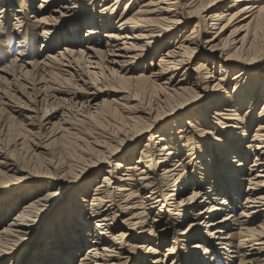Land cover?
Wrapping results in <instances>:
<instances>
[{"label":"bare ground","instance_id":"obj_1","mask_svg":"<svg viewBox=\"0 0 264 264\" xmlns=\"http://www.w3.org/2000/svg\"><path fill=\"white\" fill-rule=\"evenodd\" d=\"M3 1L0 31L7 17L4 4H10ZM123 2L126 16L115 20ZM138 3L139 10L127 18ZM108 4L41 0L30 17L33 22L27 20L25 7L12 13L19 28L33 23L42 29L48 53L0 68L3 104L26 124L11 152L0 148V204L10 202L8 192L30 182L22 178L27 171L13 153L54 163L64 143L78 145L75 159L64 162L67 174H75L71 183L65 185L64 175L58 174L45 194L25 199L6 218L0 212V264H73L85 248L80 264H165L160 248L169 243L164 256L171 264H264V103L256 112L264 102V48L257 46L264 33V0ZM15 31L14 36L21 37ZM23 38L18 56L29 55ZM201 52L206 53L204 65L210 64L214 73L209 65V70L202 64L193 67L192 58ZM135 66L143 71L126 83H135L137 92L106 100L109 90H117L111 80H125L120 74H129ZM140 95L141 102L136 99ZM153 95L144 105L145 97ZM202 103L200 123L194 113L182 116ZM167 107L166 117H158ZM111 113L119 115L120 124L102 137L81 139L79 128L85 120L99 122ZM175 117L180 119L164 129V122ZM202 123L207 128L199 133ZM212 130L218 135L212 137ZM188 132L191 143L183 141ZM144 133L150 134L149 143L136 158ZM29 137L38 140L29 141L32 147L27 145ZM105 164L109 169L97 184L99 173L91 177ZM188 191L192 193L185 197ZM167 225L174 228L165 229ZM232 226H239L238 233Z\"/></svg>","mask_w":264,"mask_h":264},{"label":"rangeland","instance_id":"obj_2","mask_svg":"<svg viewBox=\"0 0 264 264\" xmlns=\"http://www.w3.org/2000/svg\"><path fill=\"white\" fill-rule=\"evenodd\" d=\"M5 2H9L10 3L9 5H11L12 7L10 8L9 5L7 6V3L4 4ZM5 2L3 3L4 7L7 8L8 10H7V17H5V20L1 21L2 22V26L4 27V30L0 31V33H1L0 34V68L3 67V66H6V65L11 66L19 58L20 59L24 58V59H27V60L30 61V60H36V59H38V58H40L42 56H46V54L48 53V50L46 49L47 48L46 47L47 44L43 43L44 40L42 39V33H43L42 29L36 28V27H34V25L31 26L33 23H31L30 26L29 25H25L24 27H20L19 28L18 24H16V22L14 20L15 17L12 14L13 12L16 13L17 10H23L24 7H25L26 8L25 15L27 17V20H29V22H33L34 19H30V17H34L33 13L35 11V8H38V6L40 5L41 0H6ZM115 2H116V0H108L109 4L107 5V7H111ZM139 7H140V3H138L136 6L131 8L130 12L127 13L128 14L127 18L129 16L133 15V13H135L137 10H139ZM99 9H100V4H99V6L97 5V11H99ZM111 9H112L111 11H113V7ZM125 9H126L125 3L123 2L122 5L118 6L116 12L114 11L115 12V15H114L115 20H119L120 21L126 16L125 15L126 13L123 14ZM193 25H194V23L191 22V24H189V26L186 28L187 29L186 30L187 34L189 33V31L193 27ZM71 28L70 27L67 28L66 31L70 30ZM16 29L19 30V31L18 32L15 31V34L20 35L21 37H16L12 33ZM244 34H245V32H242L240 37H242ZM84 35H86V29H84L82 31L81 37L84 36ZM103 35H104V33L100 34L102 39H104L102 37ZM24 36H25V38H23V39H26V44L28 45V47H27L28 51H26V54H29V55H27V56L26 55L25 56H18V54H19L18 45L21 44V42L23 41L22 37H24ZM69 36H71V35H69ZM181 39L182 38L179 37V41H181ZM258 41H259L258 45H257L258 48L259 47L264 48V33L262 34L261 37H259ZM172 43H175L174 44V46H175L177 42H172ZM62 47H63V45H62ZM62 47L60 46V47L56 48L55 52H53V53H55V56H57V54L59 53L60 49H62ZM203 48L206 51L208 50V47L205 44L203 45ZM77 52H80V49H78ZM204 54H206V53L205 52H201V53H198L196 57L192 58V59L195 60V62L193 63V67H199L202 64L206 70H209L208 67H207L209 65V68H210L209 71H211V73L213 71V73H214V69L212 68V66L210 64L207 63L206 66L204 65V63H206L204 61V59H205V55ZM145 63H146L147 66L151 65L152 56L148 57V59L145 61ZM153 63H155V64L159 63V56H157V59L153 60ZM217 68H218V66H217ZM142 69L143 68H140V67L138 69L137 66H135V68L132 69V71L129 74H127V75H125L123 73L120 74L119 77L122 78L124 76L126 78L125 80H122V79H119V78L112 79L111 82H112V85L114 86L112 88H116L117 90H115L114 92H112V90H109L111 92V94L106 96L105 99L109 100L110 102H112V100L115 98L113 96H115V95H126L124 93H126L128 91H132V92L134 91L136 93L137 92V90L135 89L136 88V84L135 83L134 84H128V83H126V80H128L127 78H129V77L138 76L141 73V71H143ZM92 70L95 71L94 69H92ZM119 73H120V71H119ZM144 73L147 76L149 75L148 72H144ZM106 74H108V73H106ZM216 77L220 79L221 76H219V72H217ZM225 83H227V85H228V82H225ZM137 87L139 89V86H137ZM189 87H187V88H189ZM192 87L195 88V86H192ZM146 88L151 92V89H152L151 85H147ZM121 90H123V91H121ZM110 92H108V93H110ZM193 92H195V91H193ZM192 94L193 93H191V95ZM151 98H154V95L151 96V97H149V96L145 97V99L143 101L144 105L146 103V106H148ZM136 99H137V101L141 102L142 101L141 95H140V97H137ZM101 100H99V101H101ZM152 100H154V99H152ZM187 100H188V98H187ZM115 101H116V99H115ZM181 101H182V99H179V102H181ZM4 102H5L4 99L0 95V148H2L5 152L7 150L6 153H9V152H11L13 150L14 141L16 139H18L19 135H23L24 134L23 130L25 128L24 125H26V124L23 122V118H20L19 116L15 115L11 111L10 108H8L7 106H4V104H3ZM135 103H137V102H135ZM263 103L264 102L261 103V106L256 111L257 113L260 112L261 108L263 107L262 106ZM203 107H204V103L200 104V106L198 105V106L192 107L190 109L192 111L187 112V113L183 114L182 116H184V115H186L188 113H194L192 116L195 117V121H199L200 120L199 117L201 116L200 111L203 110V109H201ZM168 109H169V107L164 109L163 112L158 117H160V118L164 117L165 118L167 113H168V111H169ZM111 111H112V109H111ZM112 114L113 113H111V115H106V119L102 120V121L99 120V122L98 121H94V120L92 122L88 121V120H85L84 121L85 123H83V125L79 128V135H80L81 139H87V138H90L91 136H96V137L100 136V137H102L107 129H110L114 125L116 126V125L120 124L121 120H120L119 115H115V114L112 115ZM182 116H180V117H182ZM180 117L179 118L175 117L174 119L171 118V119L167 120V122H164L165 123L164 124V129L170 127L173 124V122H175L178 119H180ZM108 118H110V119H108ZM57 121H58V119L54 120L53 122L56 123ZM105 121H107V122L105 123ZM199 123H200V121H199ZM202 126L203 127H198L196 129L197 131H199V133L202 132V131H200L201 128H203L204 131H205V128H207V126H205L203 123H202ZM99 127H100V129H99ZM99 130H101V131H99ZM211 132H212V134H211L212 137H215V136L218 135L216 130H212ZM33 133H35V134L39 133V130L38 129H34ZM90 134H93V135H90ZM97 134L99 136H97ZM149 135L150 134H145V133L142 135L141 141H140V146H139L136 158H139L143 148H145V147H143V145H145L146 143H149L148 142ZM184 136H185V138L183 139V141H188L189 140V143H191V140H190L191 139L190 138L191 135H190V133L189 132L188 133H184ZM36 137H38V136L36 135ZM29 141H31L32 143H36V141H38V140H35L34 137H29V140L27 141L28 142L27 145L29 147H32L33 144L30 143ZM75 144L76 143L70 145L68 143H64L63 144L62 153L61 154H57L56 156L54 155L55 156L54 163H47L46 162V163L41 164L37 160L29 159L26 156V154L17 153V152L13 153L14 156H15L14 158H16L21 163V165H24L25 166L24 169L27 171L25 173L24 177H22V178L26 177L30 182L25 183L24 185H22V186H20L18 188H15L14 190L8 192L9 193L8 196L10 197V202L7 204V199H6L5 201H3V203L0 204V212L3 214V216L5 218H6L7 214H9L11 212V210H12V208L14 206L20 205L25 199H27V198L29 199V197H31V196L36 197L37 194H39V195H42L43 193L45 194L47 192L48 188H49V183H53L54 182V180L52 181L51 178H55L58 174L64 175L62 177H63V180L65 181V185L71 183L74 180L75 174L74 175H72L70 173L67 174L68 173L66 171L67 165L65 163L71 162V161H73L75 159V155H77L76 146L78 145V144L77 145H75ZM83 145L89 147V145L87 144V141H84ZM123 145L124 146L121 147V150H122V148L125 147V143ZM55 152L57 153V151H55ZM127 152L128 151H125L124 153L120 154V157H125ZM61 156H63V158H64L63 161L62 160L59 161ZM252 161H254L253 158L251 159L250 162H252ZM250 162H249V164H250ZM49 164L52 165V166H50ZM247 168H248V166H247ZM108 169H109L108 165L105 164L104 166H102L101 168L96 170L95 174L91 178L96 177L98 175V173H99V176L101 177L103 175V173L104 172L106 173V171ZM192 170L193 169L191 168L190 171L192 172ZM48 177H50V178H48ZM102 177L99 179L100 181H97L96 179H93V180H95V182L97 181V184H99L102 181ZM4 184H7V182L3 183L2 185H4ZM82 184L83 183L81 182L80 184H78L77 186H75L74 188L71 189V192L68 194L69 198L71 197V193L74 192L76 189H78L80 187V185H82ZM95 186H97V185H95ZM246 186L244 188L245 190H246ZM171 190L173 191V188H171ZM93 193H94V190L90 192L91 198H89L87 200V202H86L87 206L91 202ZM191 193H192L191 191H188L185 194V197L190 195ZM28 199H27V201H28ZM28 203H30V202H28ZM240 203H242V202H240ZM240 203H239V205H240ZM45 208L46 207H44V209ZM39 209H41V207ZM158 212H159L158 209L155 210L153 215L157 216ZM43 215H44V213H43ZM12 218H13V215L11 216V218L9 220L5 221L4 225L6 226L11 221ZM31 220H33V219H31ZM121 220H124V218H121ZM47 223L48 222H46L45 224H47ZM167 223H169V221H167ZM201 223H202V220H201ZM258 223H259V221H255V225H257ZM45 224H44V226H46ZM3 226H1V227H3ZM183 226L185 227L186 223L183 224ZM164 228L165 229L166 228H168V229L172 228L173 229L174 226L171 227L170 225H167ZM232 229H234V230H232L233 233H238L239 226H232ZM179 230H180L179 228L176 230L177 233H178ZM173 233H174L173 230L169 231V235H173ZM33 238H34V235L26 236V238H25L26 243L23 246H26L27 244H29L32 241ZM234 242L236 244H238L239 239H235ZM169 244L165 245L164 248H162V247L160 248L162 255L159 258L161 260H164L165 264H171V259L169 260L168 257L166 258L164 256L166 254V251H167V248H168L167 246ZM193 246H195V245H193ZM85 250H86V248L84 249L83 252L79 253V255L76 257L75 262H73V264H80L81 263V259L80 258L82 256L86 255L85 254ZM137 254L138 253L134 254V257L136 259H139ZM261 257L262 258L264 257V253L262 254ZM235 263L238 264L237 261Z\"/></svg>","mask_w":264,"mask_h":264}]
</instances>
